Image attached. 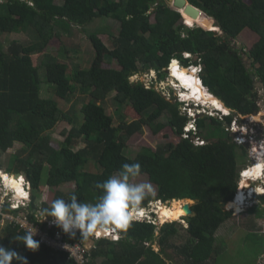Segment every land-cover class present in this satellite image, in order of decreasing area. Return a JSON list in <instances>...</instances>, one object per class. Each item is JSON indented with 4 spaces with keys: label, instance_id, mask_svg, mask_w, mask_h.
<instances>
[{
    "label": "trees",
    "instance_id": "obj_1",
    "mask_svg": "<svg viewBox=\"0 0 264 264\" xmlns=\"http://www.w3.org/2000/svg\"><path fill=\"white\" fill-rule=\"evenodd\" d=\"M188 1L213 18L221 33L205 30V26H186L182 15L186 22L188 15L167 6L165 0H0V35L18 36L6 50L0 45V155L15 143L22 144L11 155L5 172H19L29 183L27 221L51 237L57 233V227L41 222L44 217L52 219L44 213L51 203H36L44 173V183L50 187L74 182L69 194L58 193L56 199L70 200L76 195L80 202L94 204L101 194L97 183L117 175L125 163L140 164L141 174L157 186L158 200L193 202L192 215L185 217L187 226L171 221L157 229L152 221L133 219L127 229H119L118 239L104 237L96 242L90 264H207L220 251L214 247L216 231L226 220L238 218L222 205L234 200L238 166L248 145L239 144L238 135H232L228 127L233 117L241 122L240 117H250L258 110L253 90L254 81L264 86V0ZM100 18L119 23L113 45L108 47L92 32L87 38L93 56L90 52L84 66L68 62L62 38L72 27L83 31ZM245 28L262 40L256 51L242 53L251 60L248 67L242 54L232 49ZM54 39L59 42L56 48L51 44ZM72 48L79 52L78 46ZM173 59L186 67L200 64L202 85L229 110L221 121L210 117V126L219 132L217 139L197 144L196 139L204 136L205 118L192 119L156 83L148 86L131 80L140 72L154 71L156 81H162ZM48 88L51 96L42 97ZM262 93L264 102V88ZM73 95L86 100L74 120L60 108ZM110 96L118 121L104 106ZM61 120L71 123V128L63 131L65 139L55 147L51 131ZM191 120L195 129L186 132ZM145 126L154 134L169 127L177 140L156 149L141 147L134 157L128 156L127 141L143 133ZM77 140L84 146L74 150ZM254 197L260 202L240 215L246 219L247 232L255 231L263 218L264 194ZM153 200L148 194L139 208H148ZM0 224V245L26 256L29 264H77L69 252L49 247L36 236L39 248L28 250L15 241L17 235L28 232L26 228L1 215ZM255 232L246 239L263 251L264 235ZM79 239L85 240L78 233L63 236L67 242ZM173 253L179 259L174 260Z\"/></svg>",
    "mask_w": 264,
    "mask_h": 264
},
{
    "label": "rangeland",
    "instance_id": "obj_2",
    "mask_svg": "<svg viewBox=\"0 0 264 264\" xmlns=\"http://www.w3.org/2000/svg\"><path fill=\"white\" fill-rule=\"evenodd\" d=\"M151 12V11H150ZM200 16L199 22H194V23H188V21L183 22L186 26L188 27H195L199 26L203 29H205L202 26L208 27L210 29H205L209 31H213L216 34H220L221 32L219 31V28L217 27L218 25L215 24L214 19L211 17L205 15L204 13H201L198 15V18ZM190 19H197V18H192L189 15L187 16V20ZM150 20L153 21L154 17L153 14L150 13ZM119 31V23L113 19L110 18H100L96 19L95 21L93 20L92 23L85 28L83 31L80 30V28L77 27H72L71 28V33L66 34L61 42L66 43V48L68 49V53L66 55L64 53H57L62 55V57L67 56L68 62L72 61L73 64L75 65H81L84 66V63L86 62V59H88V56L90 55L93 56V49L92 46L88 40V34L92 32H96L98 36L101 38V40L108 46L111 47L113 45V36H116ZM27 34H25L26 36ZM18 37L16 34H10V35H0V45H2L3 49L6 50L8 43L12 39H16ZM58 40L54 39V41L51 42L52 47L56 48L58 46ZM232 49L234 51H237L239 54H242L243 52H253L256 51L262 44V40L260 37L252 30L249 28H245L241 33L238 35V37L233 41L232 43ZM72 46H75L79 48V52L76 53L75 51H71ZM73 49V48H72ZM243 56V61L246 63L247 67L250 66L251 60L248 57H245L244 54ZM199 67L201 68V65L198 64ZM115 67H117L115 65ZM43 72V71H42ZM157 75L155 74L154 71H147V72H140L134 76L131 77V80L137 81L141 80L143 81L146 85L150 86L151 83H156V88L161 91L163 95H165L167 98L174 99L173 95L169 92V89H172V87H175L173 84V79L172 77L169 76V73L166 72V76L162 81H156ZM256 87V86H255ZM180 88V89H179ZM177 90L176 93L179 95V99L184 102L186 105L193 106L198 105L195 107V109H187L182 108V110H186L190 115H193V117L200 116L202 118L206 119V125L204 129V136H201L202 138L197 139V144H202V141L206 140H212V139H217L218 138V130L216 126H210L212 123L210 120V117H215L219 121L222 120L224 117L223 115H228L229 111L227 114L223 113L221 110H214L213 108H210L209 105H204L203 103H200L194 99H187L182 96V92L184 91L183 87L177 86L175 87ZM44 94L42 97L48 98L51 96L50 93H52V89L48 88L45 90ZM255 92V101L257 103V108L258 110L250 117H245V118H239L241 119V122L235 120V117H233V120L231 124L229 125L228 129L231 132L232 135L235 136V133L238 135L237 142L240 144L248 145V148L246 150V156L244 157L242 163L239 164L238 169H239V175L243 169L248 168V166H252L254 162L259 158L264 160V102H263V93L262 89L260 87H256L254 90ZM175 93V94H176ZM112 97L110 96L104 106L106 109V112L113 115L115 118V121H118L120 119L118 114H115V105L114 102L111 101ZM85 97L80 96V95H73L69 101L66 103L62 102L60 105V108L64 112H69L70 116L69 118L71 119H76L77 115H80V109L85 102ZM221 104L222 102L218 100ZM214 107V106H213ZM231 112V111H230ZM231 115H235L234 113L231 112ZM238 118V116H237ZM81 119V117H79ZM191 125H189L188 128L186 129H194L195 127L194 122L191 120ZM227 128V125H224ZM192 127V128H191ZM71 128V123L69 124L67 120H61L57 123L56 127L51 131V141L53 146L57 147L58 144L64 141L65 136L63 131H68ZM197 131V130H196ZM208 135V139L205 138V136ZM176 138L174 134L171 132V129L169 127H165L161 132L158 134H154L149 127L145 126L143 133H138L134 134L128 141H127V149H126V154L128 156L134 157L135 154L140 150L141 147H149L152 149H156L158 146L166 144L168 141H171L172 139ZM204 139V140H203ZM174 139V141H176ZM234 140V138H233ZM84 146V142L81 141H76V144L74 145V150H77L81 147ZM22 147L21 143H15L12 148H10L7 152L2 153L0 155V162L2 164V169L0 170V177H2V173L5 172V168L8 165L9 159L11 155L17 151H19ZM259 149L263 150V153H259ZM264 163V162H263ZM19 173V172H17ZM15 173H8V175H11L14 177ZM23 179L24 175L22 174ZM5 179V177H3ZM46 179V173H44V178L42 179V185L40 187L39 192L36 194V203L39 204L41 202H47L51 203L54 199H56V196L58 193H62L63 195L69 194L75 187L74 182H69L65 183L60 186H48L46 185L45 182ZM23 182V180H22ZM134 182H146L150 183L152 187V191L149 193L152 197H155V200L151 201L148 205V208H146L143 212L138 211L137 214H143L147 215L148 219L150 221H153L154 224L156 225L157 229L171 221L178 222L180 224H183L187 226V222L185 220V217H187L186 214L182 215L181 218L178 220H166L163 221L159 216V206H167L171 207L173 205L174 200L166 201L163 202L162 200H158L156 197L158 194L157 186L153 184L147 174H141L138 178H136V181ZM242 177H239L238 181V188L237 192L242 187ZM260 182V183H258ZM27 181L25 180L22 184H26ZM248 187H245L243 190V193L245 194V200L243 204L241 205L240 211H234L232 208L231 212L233 215L237 216L238 218L233 219H228L226 220L221 228H219L216 233H215V243L214 247L216 249H219V254L214 257L212 261L206 262L207 264H264V249L263 251L259 247V245L255 244L250 239H246L248 234L250 233H256L255 231H258L260 236L264 235V211H262V219L259 220V225L254 226L256 227L255 231H249L248 224L246 223V219L241 217L242 213L245 212L247 209L250 207L257 205L260 200L255 199V195L259 194V191L256 193H252L251 195L248 193L250 189L249 186H252L257 189L256 186L260 185L262 187L263 192H264V168H263V173L261 175V178L257 180L256 182L249 181L247 183ZM245 186V185H244ZM14 191V192H13ZM4 192L6 194V197L13 200V201H19L21 202V198L18 195V192L16 189L7 186L4 184L3 186L0 184V193ZM16 192V193H15ZM236 192V195H237ZM30 199H31V190H30ZM180 201V200H178ZM183 205L187 202L191 206L193 203L191 200L183 199L181 200ZM231 202V201H230ZM228 202V203H230ZM25 206L21 207L19 209V212L23 218H21L20 223L24 226H31L33 225L32 223L28 222L26 218V213L28 211V205L29 203L27 201H24ZM158 206V207H157ZM131 213H135V211H132ZM38 215H40L38 213ZM241 215V216H240ZM240 217V218H239ZM45 218V217H44ZM184 218V220H183ZM238 219V220H237ZM42 220V219H41ZM1 227V224H0ZM43 236L45 239H49L44 233ZM60 235H56V237H59ZM248 238V237H247ZM112 239V238H111ZM91 238L88 239V242L86 245L89 244ZM179 239L176 240V243H178ZM56 244V243H55ZM54 244V245H55ZM260 244V243H259ZM156 251H158L159 248H157V245L153 246ZM174 260L179 259V255L176 253H173Z\"/></svg>",
    "mask_w": 264,
    "mask_h": 264
},
{
    "label": "clouds",
    "instance_id": "obj_3",
    "mask_svg": "<svg viewBox=\"0 0 264 264\" xmlns=\"http://www.w3.org/2000/svg\"><path fill=\"white\" fill-rule=\"evenodd\" d=\"M173 61L177 62L184 69L194 66L195 69L197 70V75L199 77V72H200L199 65L197 66L191 65L189 67H186L176 59H173L166 68L168 70L167 71L168 73H169L170 65ZM172 79L174 82H176L177 86L180 85V83H177L178 79L176 77ZM176 91L177 90L175 89V87L169 89V92L174 97V99L172 100L181 103L182 108L185 107V109H187V107H189V109H195V107L198 106V105H194L193 107L184 104V102H182L179 99V95L176 93ZM227 111L229 110L227 109ZM190 117H192V119H195L199 116L193 117V115H190ZM191 124L192 123L190 121L186 126V128H188L189 125ZM186 128H185L186 132L195 129V127H193L194 129H186ZM196 143H197V139H196ZM2 174H3L2 177H0V184L3 186L4 184H6L5 179H3V177H5V175H8V173L4 172ZM241 174L242 173H240V175ZM140 175H141V166L139 163H134V164L125 163L117 175H113L109 177L107 180H105L102 183H97L96 187L101 190V194L96 203L94 204L82 203L78 200L76 195H72L70 200H65L63 198L54 199L51 202V206L49 208L44 209V213L46 217L47 218L51 217L52 219L47 220L46 218H43L41 222H46L49 227L52 226L57 227V233H55L54 236L51 237L41 227H39V229L50 239L51 238L61 239L63 242L70 244V246L77 245L80 246L81 248H85L89 253V264H90L92 258L91 254L92 251L96 249L97 247L96 242L98 240L104 237L110 239L112 238V240L118 239L120 235L119 229H127L130 221H132L133 219L143 220L145 218H148L147 215H144L146 213L137 214L138 211L143 212L146 209L139 207L141 205V202L145 199V197L152 191V187L150 183L134 182L136 181V178H138ZM21 176L22 174L19 176V178ZM25 180L23 179V182ZM23 182L21 181V185L23 188L22 193L20 194V198L22 200L21 202L13 201L7 198L4 192L0 193V198H3V205L0 211V215L3 216L6 220L11 222H16L20 225V227L27 229L26 226L20 223L21 218H23L24 216L20 214L19 209L26 205L24 204V201H27L28 203L30 202V186L28 182L26 184H22ZM250 187L252 186H249V188ZM256 195H262V194H256ZM5 207H7V210L5 209ZM11 211H16V213H13ZM132 211H135V213H131ZM76 233H78L80 237H84L85 240L79 239V242H67L63 240V236L65 234H71L75 236ZM35 234L36 233H32L30 231L25 232L24 235H17L15 241L22 243L28 250L35 251L39 248V241L34 239V236L40 238ZM56 235H60V236L56 237ZM90 238L91 240L89 244L86 245L88 239ZM41 242L46 243L45 241H41ZM46 244L49 247L59 248L57 247V244L55 245H50L48 243ZM14 260L17 261V264H29V261L26 256L19 254L15 249L5 248L3 245H0V264H12ZM100 261H101L100 259L97 260L98 263H100Z\"/></svg>",
    "mask_w": 264,
    "mask_h": 264
},
{
    "label": "bare ground",
    "instance_id": "obj_4",
    "mask_svg": "<svg viewBox=\"0 0 264 264\" xmlns=\"http://www.w3.org/2000/svg\"><path fill=\"white\" fill-rule=\"evenodd\" d=\"M197 19L200 20V16L199 18L197 17ZM169 76L172 78L176 77L178 79L177 83H180L179 86L184 87V91L182 92V96L184 98L194 99L200 103H203L205 106L209 105L210 108H213L214 110H221L225 114L228 113L227 109L224 108V106L218 101V99L214 95L209 93L207 89L202 85L201 80L197 75V70L195 69L194 66L184 69L177 62L173 61L169 68ZM173 84L175 85V87H177L176 82L173 81ZM258 151L262 155L263 150L259 149ZM263 162L264 160L258 158L252 166L250 167L248 166V168H245L243 169V171H241L242 174L240 176L242 177V182H241L242 187L239 190V192H237V195L235 196L234 200L226 204L227 208L232 207L234 211H240L241 205L245 200L244 197L245 194L243 193V190L245 187H248L246 185H248L247 183L249 181L256 182L261 178L264 168ZM22 180H23L22 176L19 178V177H13L11 175L10 176L5 175L6 185L16 189L19 196L22 193V189H23L21 185ZM254 187L247 188L250 189L248 192L250 195L252 193H256L257 191H259V194H263V190H262L263 188L260 187V185L256 186L257 189ZM182 208H183L182 201L174 200L173 205L171 207L161 205L159 206V209L157 208V210H159L158 212L160 215L159 217L163 221H166V220H178L179 218H181V216L185 214Z\"/></svg>",
    "mask_w": 264,
    "mask_h": 264
},
{
    "label": "built area",
    "instance_id": "obj_5",
    "mask_svg": "<svg viewBox=\"0 0 264 264\" xmlns=\"http://www.w3.org/2000/svg\"><path fill=\"white\" fill-rule=\"evenodd\" d=\"M2 205H3V198H0V211ZM27 230L32 233H36L35 235L40 237L41 241H45L50 245H54L56 243L57 247H59L60 249L69 251L78 264H89V253L85 248H81L80 246L77 245L70 246V244H67L63 242L61 239H57V238H51V239L49 238L46 240L45 237L43 236V232L37 226H33V225L29 227L27 226Z\"/></svg>",
    "mask_w": 264,
    "mask_h": 264
},
{
    "label": "water",
    "instance_id": "obj_6",
    "mask_svg": "<svg viewBox=\"0 0 264 264\" xmlns=\"http://www.w3.org/2000/svg\"><path fill=\"white\" fill-rule=\"evenodd\" d=\"M167 6L171 7V8H174L175 10H178L179 12H183L187 15H189L190 17L192 18H197L199 14H201L203 11L200 10L199 8L195 7L194 5H192L188 0H165ZM204 13V12H203ZM182 14V13H181ZM213 19V18H212ZM182 20H184L183 18V15H182ZM185 22V21H183ZM165 71L167 72L168 70L165 69ZM252 79L255 80V77L252 76ZM254 85L257 87H260L262 90L264 88L263 84L261 82H258V81H254ZM200 117V116H199ZM202 118V117H201ZM21 174L20 173H15L14 174V177H19ZM226 204H223L222 207L225 209V210H228V211H232L231 209L232 208H227L226 207ZM183 211L184 213L187 215V216H190L192 215V210L190 208V205L189 203H185L183 205ZM190 226V225H189Z\"/></svg>",
    "mask_w": 264,
    "mask_h": 264
},
{
    "label": "flooded vegetation",
    "instance_id": "obj_7",
    "mask_svg": "<svg viewBox=\"0 0 264 264\" xmlns=\"http://www.w3.org/2000/svg\"><path fill=\"white\" fill-rule=\"evenodd\" d=\"M206 15V14H205Z\"/></svg>",
    "mask_w": 264,
    "mask_h": 264
}]
</instances>
